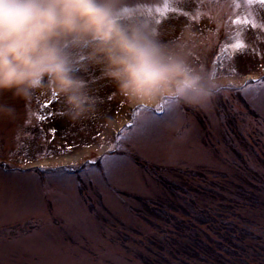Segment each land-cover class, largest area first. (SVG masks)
Listing matches in <instances>:
<instances>
[{
    "label": "rangeland",
    "instance_id": "374dc122",
    "mask_svg": "<svg viewBox=\"0 0 264 264\" xmlns=\"http://www.w3.org/2000/svg\"><path fill=\"white\" fill-rule=\"evenodd\" d=\"M165 2L130 0V7ZM167 2L196 19L170 13L153 25L159 31L153 38L200 73L230 82L229 91L207 108L185 107L189 111L178 118L159 120L143 135L128 133L119 141L124 164L107 171L100 157L111 153L130 109L142 104H130L87 51L76 57L74 74L96 103V119L69 120L54 91L34 92L27 102L0 93V103L15 109L14 118H0V264H264L261 204L233 207L235 216L245 217L228 216L240 230L228 243L212 238V245H202L210 252H199L204 261L187 256L186 249L197 255L195 237L173 225L198 209L189 190L199 184L216 180L235 195L244 180L261 190L253 192L256 198H264V86L238 91L245 81L264 78V8L245 0ZM245 16L256 20L255 30L230 23ZM241 33L249 51L225 61L213 76L218 45ZM50 97L59 100L51 110L61 114L41 123L40 105ZM162 100L147 106L155 109ZM159 115L139 111L136 119ZM197 171L203 175L193 177ZM191 228L202 241L210 237L207 229Z\"/></svg>",
    "mask_w": 264,
    "mask_h": 264
},
{
    "label": "clouds",
    "instance_id": "9594fccd",
    "mask_svg": "<svg viewBox=\"0 0 264 264\" xmlns=\"http://www.w3.org/2000/svg\"><path fill=\"white\" fill-rule=\"evenodd\" d=\"M125 8L130 0H0V93L27 102L34 92L54 91L69 120L96 119V103L74 74L76 57L87 51L132 105L169 98L177 108L204 109L227 94L230 82L168 51ZM14 116L0 103V118Z\"/></svg>",
    "mask_w": 264,
    "mask_h": 264
},
{
    "label": "snow or ice",
    "instance_id": "6c2138e0",
    "mask_svg": "<svg viewBox=\"0 0 264 264\" xmlns=\"http://www.w3.org/2000/svg\"><path fill=\"white\" fill-rule=\"evenodd\" d=\"M245 3L248 6L259 5L261 8H264V0H245ZM236 7H240L239 3L235 4ZM124 13L128 16H139L140 18L147 21L148 25L151 26V35L153 37L159 36V31L157 27L153 25H160L163 20L170 18L169 14L184 15L190 19L195 20L196 16L189 13L187 10L180 9L179 7H174L170 3H164L163 7L157 6L155 8L137 6L136 8H125ZM155 13V15H154ZM230 23L235 25H246L249 30H255L257 28V22L254 19H250L247 16L238 18L230 21ZM243 33L238 36H233L229 39L228 42L221 41L216 50V55L214 56V64L212 74L213 76L225 66V61L234 60L237 55L246 54L249 49L247 47V42L242 38ZM231 53V56H229ZM252 53L255 55V50H252ZM191 55V53H189ZM234 70V69H233ZM255 84L258 86H264V78L258 80H249L245 81V84L238 89V91H243L247 89L249 85ZM114 98V95H110L109 99ZM59 100L55 97H50L46 99L41 105L42 113L37 116V119L44 123L50 121L54 116L61 114L55 111H52V106L58 103ZM123 107V105H121ZM47 110V111H43ZM132 115L129 117V123H126L125 128L121 130L119 134H116L117 143L113 147L111 153L108 156H102L99 159V163L103 166L105 171L109 169H118L124 164V160L120 154V143L119 141L124 139H129L130 136L128 133H135L137 135L145 134L150 128L154 127L159 120H164L167 118L176 119L180 116L181 112H187V108H177L175 107V101L169 98H163L162 102L155 108H149L147 105H137L130 109ZM139 111H144L147 113H159V116H149L143 119H136V113ZM41 131H43L41 129ZM49 132L52 134L53 138L55 137V128L49 129ZM71 149L69 148V151ZM86 164H97V161L86 162ZM39 168L44 169L43 165H39ZM16 171V170H13ZM29 171V170H24ZM55 171V170H54ZM58 179H63V177H57Z\"/></svg>",
    "mask_w": 264,
    "mask_h": 264
},
{
    "label": "trees",
    "instance_id": "16d2710c",
    "mask_svg": "<svg viewBox=\"0 0 264 264\" xmlns=\"http://www.w3.org/2000/svg\"><path fill=\"white\" fill-rule=\"evenodd\" d=\"M180 173V171H178ZM185 174V173H184ZM194 176H202V172H196L192 174ZM191 175V176H192ZM221 177H223L221 175ZM216 181V180H215ZM215 181H210L206 183V185H198L195 186L194 188L190 187L191 192H193L194 197L192 198L193 200H196L198 203V209H196L195 212L188 213L186 214V218L180 221H175L173 224L174 227L179 231V233L184 234L187 233L188 236H193L195 239L194 244L197 246L195 248V251L193 254L197 255H189L188 250L186 249L187 256L190 258H197L198 261H204V258L200 256L201 252H207L210 253L204 249H202V245L210 246L212 245L211 241L212 238L214 239H221L219 243H223L225 241L228 243L230 239L232 238L231 236L237 231L240 230L237 227V230L234 231L233 229H236L235 225L236 222L228 220V216H235L233 211V207L239 206V205H246L249 207H252L257 204H261L264 206V198L261 199L259 196L256 198L253 195V192L255 193H260L261 190L252 182H247L242 180V184H238L240 186L237 190H235V195L232 194L231 191L228 189H224L225 186L221 184L220 182H215ZM205 182V181H204ZM166 185L165 187H168L170 190H172V184L168 181H165ZM168 183V184H167ZM172 183V182H171ZM187 187V186H186ZM188 188V187H187ZM189 189V188H188ZM260 190V192H259ZM224 193H223V192ZM233 196H231V195ZM228 197V203L225 205V198ZM225 209L223 213H227V215H222V209ZM241 219H244L245 217L239 215ZM223 217H226L227 221H224ZM236 218L240 219L237 215L235 216ZM191 226H195L198 228L201 227L204 228V230H209L211 234H209V238L204 239L202 241L201 237L199 234L196 232V234H193ZM195 232V231H194ZM219 234L221 238L219 237ZM198 237V238H197ZM199 247L201 250L199 251ZM207 248V247H206ZM182 252V251H181ZM184 253V252H183ZM188 258V259H190ZM191 260V259H190Z\"/></svg>",
    "mask_w": 264,
    "mask_h": 264
}]
</instances>
